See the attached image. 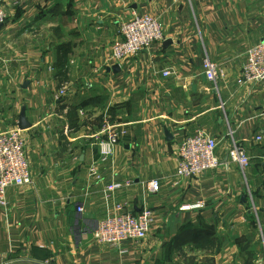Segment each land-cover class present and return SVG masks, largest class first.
Instances as JSON below:
<instances>
[{"label":"crops","instance_id":"1","mask_svg":"<svg viewBox=\"0 0 264 264\" xmlns=\"http://www.w3.org/2000/svg\"><path fill=\"white\" fill-rule=\"evenodd\" d=\"M2 1L0 131L19 129L23 113L32 181L6 190L0 264H264V89L236 83L264 40V0ZM142 13L158 17L164 41L108 66L120 24ZM205 55L224 70L216 91ZM60 84L68 97L57 103ZM104 118L121 137L100 161ZM198 130L216 140L219 167L178 179L179 145ZM233 143L244 170L227 157ZM94 161L100 179L89 181ZM114 204L154 213L147 238L123 251L93 240Z\"/></svg>","mask_w":264,"mask_h":264},{"label":"built area","instance_id":"2","mask_svg":"<svg viewBox=\"0 0 264 264\" xmlns=\"http://www.w3.org/2000/svg\"><path fill=\"white\" fill-rule=\"evenodd\" d=\"M178 2L179 0H172ZM6 18L3 1L0 0V28ZM119 40L113 41L111 54L107 65L124 62L135 58L147 51L154 43L164 41L162 24L158 17L147 13L135 14L128 21L122 22L119 27ZM203 74L212 85L214 91L219 81L225 77L224 70L213 63L207 55L202 59ZM165 78L175 77L173 70L165 68L161 71ZM239 87L257 85L264 89V40L249 48L246 58L241 66L239 77L236 80ZM68 97V88L60 84L55 90L54 101L59 103ZM83 115V111L79 110ZM100 136L97 137V153L99 160L103 161L112 155L113 148L119 143L121 134L117 126L104 118L100 124ZM261 136H256L255 142L260 143ZM217 142L208 133L198 130L195 135L185 137L179 145L177 152V167L175 176L178 179H192L200 177L204 172L219 167V159L215 155ZM228 159L239 165L244 170L249 166L250 159L244 148L233 143L227 151ZM87 179L96 181L100 179L97 161L88 167ZM31 168L28 152L21 131L13 128L0 131V209L6 210V190L10 187H23L31 184ZM117 187L110 184L105 189V197L108 198ZM149 191L157 193L160 185L157 181L148 184ZM202 204L181 206L180 211H188L202 208ZM79 212L83 211L78 207ZM154 221V213L151 209L143 207L134 214L126 210L124 204H114L108 211L106 218L99 222L93 233V240L101 245H108L123 251L125 243L140 244L150 233ZM262 260L258 261V264Z\"/></svg>","mask_w":264,"mask_h":264},{"label":"water","instance_id":"3","mask_svg":"<svg viewBox=\"0 0 264 264\" xmlns=\"http://www.w3.org/2000/svg\"><path fill=\"white\" fill-rule=\"evenodd\" d=\"M113 70L117 71L118 70V67L115 66L113 67ZM18 127L19 129H26L27 127H29V123H27L24 119V115L23 113L20 115V119H19V123H18Z\"/></svg>","mask_w":264,"mask_h":264},{"label":"rangeland","instance_id":"4","mask_svg":"<svg viewBox=\"0 0 264 264\" xmlns=\"http://www.w3.org/2000/svg\"><path fill=\"white\" fill-rule=\"evenodd\" d=\"M161 22V21H160ZM162 24V23H161ZM133 59V58H132ZM129 60V59H128ZM127 61V60H126ZM125 62V61H124ZM122 63V62H121ZM115 64H119V63H115ZM166 68H169V69H171V67H166ZM172 70V69H171ZM174 71V70H173ZM174 73H175V71H174ZM11 129H13V128H11ZM17 129V128H16ZM19 130V129H18ZM253 217L255 218V216L253 215ZM256 219V218H255Z\"/></svg>","mask_w":264,"mask_h":264}]
</instances>
